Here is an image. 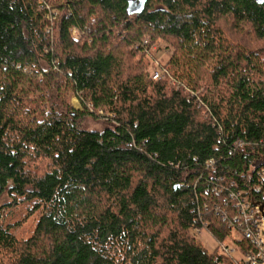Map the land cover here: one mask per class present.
<instances>
[{"label":"trees","instance_id":"obj_1","mask_svg":"<svg viewBox=\"0 0 264 264\" xmlns=\"http://www.w3.org/2000/svg\"><path fill=\"white\" fill-rule=\"evenodd\" d=\"M39 1L0 0V264H235L196 233L257 184L264 0Z\"/></svg>","mask_w":264,"mask_h":264},{"label":"built area","instance_id":"obj_2","mask_svg":"<svg viewBox=\"0 0 264 264\" xmlns=\"http://www.w3.org/2000/svg\"><path fill=\"white\" fill-rule=\"evenodd\" d=\"M160 77V71L155 72L153 75L154 80H158ZM262 160H264V157ZM209 163L210 165L212 164V162ZM256 174L257 184L253 189H250L249 192L244 193L241 190L229 192L228 199L232 203L235 213L232 218H230V213L227 209H218V214L222 215L223 220L228 223L235 233L234 237L232 236L233 239L231 244L233 247H223L221 253L233 259L237 250L240 251L236 241L241 239L247 241L253 248L251 251L245 252L242 260L239 259V264H264L263 219L260 209L253 205L250 196V191H252L254 202L264 205V166L258 169ZM258 194H261L263 198H258Z\"/></svg>","mask_w":264,"mask_h":264},{"label":"rangeland","instance_id":"obj_3","mask_svg":"<svg viewBox=\"0 0 264 264\" xmlns=\"http://www.w3.org/2000/svg\"><path fill=\"white\" fill-rule=\"evenodd\" d=\"M45 1H47V0H40L39 3L41 5L42 4L44 5ZM54 1H57V3H64L66 0H54ZM50 5L52 6V4H50ZM55 13L57 14V12H55ZM49 22H52V18H49ZM245 40L246 41H249L251 43L250 44L251 47H253V48H256L257 47L256 44H255V42L253 41V39H252V37L250 35L246 36L245 37ZM260 45H264V44L262 43ZM153 55L154 56L151 57V59H152V61L154 63V66H155V60L156 59H159L160 61H162L164 63L167 60V58H168V54L165 52V50H161L160 52H156L155 50H153ZM155 71H156V69H154V72ZM202 92H204V91L202 90ZM206 95H208V94L206 93ZM69 100H70L71 105L75 109L82 110L81 104H80L79 100L77 99V97L75 95H70ZM100 115H102V114H100ZM106 125H108V122L104 118H102V119H95V120H93V119H87L84 122V126L87 129H90V130H102L104 127H106ZM7 200L8 199L5 196L0 201V204L6 202ZM234 234L235 233L232 232L231 235L226 239L225 242H223L221 244H218V245L214 241V239L212 238V236L210 235V233H208L206 230H202L200 232L197 231L196 238H197V241H199L202 244V246L209 253H212L215 249H218V251L221 253V250H222L223 247H226V246L233 247L231 243H232V239L234 237ZM234 257H235L234 259L237 260L236 263L239 264V262H240L239 259L242 260V257L243 256H242V253L239 250H237V253L234 255Z\"/></svg>","mask_w":264,"mask_h":264},{"label":"water","instance_id":"obj_4","mask_svg":"<svg viewBox=\"0 0 264 264\" xmlns=\"http://www.w3.org/2000/svg\"><path fill=\"white\" fill-rule=\"evenodd\" d=\"M146 0H130L128 2V7H127V14L129 16L137 15L143 13L146 7ZM264 166V160L257 161L254 165V171L253 174L256 173L258 169ZM250 196H251V201L254 206H257L260 209L261 212V217L263 219V228H264V205L260 203L254 202V198L252 195V191H250Z\"/></svg>","mask_w":264,"mask_h":264}]
</instances>
